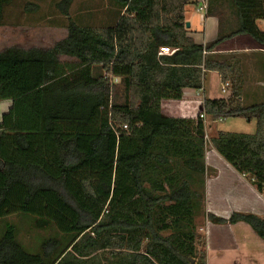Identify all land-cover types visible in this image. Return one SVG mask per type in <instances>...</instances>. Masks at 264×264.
I'll return each instance as SVG.
<instances>
[{
	"label": "trees",
	"instance_id": "trees-1",
	"mask_svg": "<svg viewBox=\"0 0 264 264\" xmlns=\"http://www.w3.org/2000/svg\"><path fill=\"white\" fill-rule=\"evenodd\" d=\"M9 1L0 0V25ZM73 1L55 4L68 23L52 48L0 51V100H11L0 122V217L30 214L59 232L29 252L6 224L0 264H206L196 233L201 215L244 221L264 239V217L233 212L226 219L204 204L208 142L264 190V101L241 105L238 68L208 55L240 34L264 50L256 24L264 0H208L218 35L204 44L186 27L185 7L194 0H109L114 17L100 26L71 18ZM161 46L175 50L159 54ZM210 70L230 81L231 93L204 99L201 112L211 120L254 119V133L208 136L199 115L162 112L163 99L200 88Z\"/></svg>",
	"mask_w": 264,
	"mask_h": 264
},
{
	"label": "crops",
	"instance_id": "crops-1",
	"mask_svg": "<svg viewBox=\"0 0 264 264\" xmlns=\"http://www.w3.org/2000/svg\"><path fill=\"white\" fill-rule=\"evenodd\" d=\"M191 6L196 11L194 4ZM187 7H185V19L189 22L188 35L201 44L216 39L218 19L198 11H196L197 18L195 15L189 17L186 14ZM86 14L82 17L83 23L99 26L101 23L98 22L99 13L88 12ZM63 17L68 19L65 15ZM70 17L72 18L71 15ZM67 23L68 20H65L64 23L61 22L52 27L55 29L63 27L67 34ZM256 24L264 31V18L256 20ZM57 41L49 45L33 44L27 47L16 45V48L48 50ZM208 55L238 68L240 87L238 100L241 105L248 106L264 101V50L251 36L240 34L226 39ZM59 58L61 61L75 60L69 56H59ZM222 83L217 71H206L200 88H184L181 98L163 99L161 110L168 116L195 119L202 110L204 99L226 98L230 95L231 84L223 92ZM10 106L11 100H0V122L2 115L8 111ZM231 118V121H225L226 118L217 120H211L206 116L202 118L207 135H212L216 130L254 133V119ZM226 122L228 128H220L223 126L219 124ZM205 165L204 204L206 212L226 219L233 212L253 213L264 217V190L258 191L250 179L236 171L211 143L205 148ZM196 233L201 241H205L206 264H264V239L244 221L214 223L208 220L206 215H201L196 219Z\"/></svg>",
	"mask_w": 264,
	"mask_h": 264
},
{
	"label": "rangeland",
	"instance_id": "rangeland-1",
	"mask_svg": "<svg viewBox=\"0 0 264 264\" xmlns=\"http://www.w3.org/2000/svg\"><path fill=\"white\" fill-rule=\"evenodd\" d=\"M58 1L60 0H10L4 7L2 24L0 25V51L9 47H16V45L22 47L33 44L49 45L64 37L66 31L63 27L57 29L52 27L68 20L63 17L64 15L55 5ZM28 2L37 5V8L25 10V5ZM110 3L109 0H74L70 5L69 15L72 18L79 15L85 17L88 12H97L100 16L98 22H101L98 23L99 26L109 24L112 22L115 13V8ZM187 6L186 14L189 17L195 15L197 18L198 15L191 4ZM114 81L117 82L118 80L115 79ZM230 119L232 118H226L225 121H231ZM219 126H223L220 128H228L227 122L219 124ZM8 223L15 225L18 241L29 252H36L43 238L59 236V232L52 223L40 225L36 217L22 213L0 217V236ZM102 254L109 257L115 255L106 251H103Z\"/></svg>",
	"mask_w": 264,
	"mask_h": 264
},
{
	"label": "built area",
	"instance_id": "built-area-1",
	"mask_svg": "<svg viewBox=\"0 0 264 264\" xmlns=\"http://www.w3.org/2000/svg\"><path fill=\"white\" fill-rule=\"evenodd\" d=\"M194 6L196 11L202 13V14H206V10H207V6H208V0H194ZM174 48L171 47H165V46H161L159 48V54H170L174 51ZM228 86H230V82L229 81H225L222 83V91L225 92L228 88ZM199 117L204 118L205 114L204 112H200L199 113ZM207 138V136H206Z\"/></svg>",
	"mask_w": 264,
	"mask_h": 264
},
{
	"label": "water",
	"instance_id": "water-1",
	"mask_svg": "<svg viewBox=\"0 0 264 264\" xmlns=\"http://www.w3.org/2000/svg\"><path fill=\"white\" fill-rule=\"evenodd\" d=\"M186 27H189V22H186ZM189 260L191 261V262H193L194 261V259L193 258H189Z\"/></svg>",
	"mask_w": 264,
	"mask_h": 264
}]
</instances>
